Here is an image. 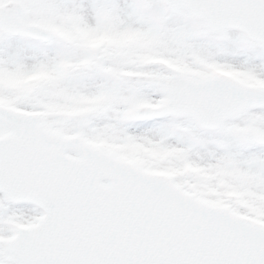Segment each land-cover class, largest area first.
I'll return each mask as SVG.
<instances>
[{"label":"snow or ice","instance_id":"obj_1","mask_svg":"<svg viewBox=\"0 0 264 264\" xmlns=\"http://www.w3.org/2000/svg\"><path fill=\"white\" fill-rule=\"evenodd\" d=\"M0 264H264V0H0Z\"/></svg>","mask_w":264,"mask_h":264}]
</instances>
